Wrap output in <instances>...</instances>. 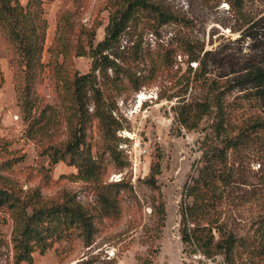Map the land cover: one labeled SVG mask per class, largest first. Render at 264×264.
<instances>
[{
    "label": "rangeland",
    "instance_id": "374dc122",
    "mask_svg": "<svg viewBox=\"0 0 264 264\" xmlns=\"http://www.w3.org/2000/svg\"><path fill=\"white\" fill-rule=\"evenodd\" d=\"M170 7L183 13L185 22H168L155 33L144 32L143 48L153 49L160 44V56L153 76L147 73L150 63L132 62L129 54L132 32L120 39L119 46L110 49L120 54L130 73L142 74L138 90L124 81L117 90L104 81L105 93L113 100V114L121 124L116 131L118 160L102 149L101 133L96 120L87 130V140L101 163L105 182L123 180L126 188L118 195L117 214L102 217L89 245H85L76 231L43 254L35 251L31 264H196L193 256L182 252L179 234V204L182 187L190 166L199 157L198 139L201 127L188 130L174 119L173 105L181 96H199L206 83L214 79L220 84L223 101L238 117L261 113L263 110L250 95L249 86L236 85V79L247 71L264 68V0H242L239 11L229 0H165ZM110 0H44L48 21L42 61L50 58L48 47L53 42L56 20L69 18L71 51L65 68L79 73L89 71L92 58L88 43L96 45L105 35ZM201 48L200 63L188 62L183 51L184 42ZM84 49L85 53L76 52ZM152 51V50H151ZM130 56V57H129ZM197 69V80H193ZM109 70V74L111 70ZM143 70L145 74H143ZM0 173L14 180L22 190L39 187L45 198H57L62 192L75 193L86 206L96 204L89 182L72 177L75 166L60 160L49 165V157L41 154L48 144L66 138L64 123L49 124L50 135L28 138L16 102V78L8 59V49L0 35ZM191 71V72H190ZM195 73V74H196ZM189 79L187 85L186 81ZM34 87L44 103L59 105L56 94V73L53 65H46ZM183 93V94H182ZM42 103V104H44ZM91 109V108H90ZM203 123L201 124V126ZM160 153V173L157 189L143 180L150 163ZM24 154L22 160L10 167L4 164L11 156ZM228 168L234 175L233 185L223 201V215L227 223L240 234L252 231L255 222L264 215V137L246 151H229ZM45 168H49L48 171ZM162 201L166 218L163 224L151 210V202ZM0 222L8 247L0 245V264L12 263L10 233L12 221L0 209ZM254 264H264V255L255 257ZM28 264V263H23Z\"/></svg>",
    "mask_w": 264,
    "mask_h": 264
},
{
    "label": "trees",
    "instance_id": "16d2710c",
    "mask_svg": "<svg viewBox=\"0 0 264 264\" xmlns=\"http://www.w3.org/2000/svg\"><path fill=\"white\" fill-rule=\"evenodd\" d=\"M110 1L105 35L96 45L88 43L91 66L89 71L79 73L65 68L72 46L69 18L63 15L57 18L55 36L48 47L50 58L44 63L42 56L48 27L44 0H0V35L16 78V102L25 124L23 134L28 138H41L50 135L46 131L49 124L59 125L62 121L66 138L46 145L40 153L49 157V165L63 160L75 166L77 172L72 177L89 182L96 197V204L90 207L69 191L57 198H45L39 187L22 190L14 180L0 173V209L12 221L13 264H31L35 251L43 254L54 243L70 238L75 231L83 243L89 245L97 231L96 222L120 211L118 195L126 186L123 180L105 182L102 179L101 163L87 140V130L96 120L102 140L99 146L102 150L97 154L107 152L117 161L116 131L122 126L113 114V100L108 92L105 93L103 83L106 79L119 90L127 81L138 90L144 76L130 73L123 65L130 62L110 49L118 47L121 37L132 32L129 51L132 62L150 63L147 73L153 76L160 56L165 54L160 52V44L153 49L142 47L144 32L156 34L162 24L185 22V18L165 0ZM229 2L235 10H240L242 0ZM183 49L188 62L197 61L199 65L201 48L195 49L186 41ZM84 53V49L76 52L77 55ZM46 65H53L55 69L58 106L44 103L34 87ZM196 72L197 69L192 81L198 79ZM189 81L187 79V85ZM240 84L249 86L246 95L262 108L264 68L247 71L236 79V85ZM206 85L205 92L199 96L175 94L179 99L173 105L174 119L180 126L188 130L201 127L203 131L198 139L200 154L185 177L178 208L182 252L193 256L196 264H254L255 257L264 255V215L255 222L251 232L240 234L227 223L222 205L234 181L228 168V153L246 151L262 140L264 108L261 113L238 117L224 103L225 90H221L220 84L212 79ZM23 156H11L4 164L10 167ZM160 168L158 152L143 180L153 189L158 188ZM151 210L163 224L166 218L163 202H151ZM5 221L6 217L0 220ZM0 245L8 247L1 228ZM149 262L145 258L140 264ZM77 264L81 263L77 261Z\"/></svg>",
    "mask_w": 264,
    "mask_h": 264
}]
</instances>
